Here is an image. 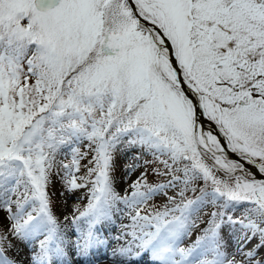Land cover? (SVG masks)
I'll list each match as a JSON object with an SVG mask.
<instances>
[{
	"label": "snow or ice",
	"instance_id": "6c2138e0",
	"mask_svg": "<svg viewBox=\"0 0 264 264\" xmlns=\"http://www.w3.org/2000/svg\"><path fill=\"white\" fill-rule=\"evenodd\" d=\"M117 220L113 264H264V0H0V264Z\"/></svg>",
	"mask_w": 264,
	"mask_h": 264
},
{
	"label": "bare ground",
	"instance_id": "6f19581e",
	"mask_svg": "<svg viewBox=\"0 0 264 264\" xmlns=\"http://www.w3.org/2000/svg\"><path fill=\"white\" fill-rule=\"evenodd\" d=\"M116 222L117 221H115V223ZM115 223L112 226H110V230L107 231V236L109 237L110 246L108 244H105V245L100 246L96 250H94L91 256V264H113V260L110 258V252H111V248L117 246V242L112 240V237H114L115 235H118V230H119V227H118L119 225L117 226ZM68 231H69V234L71 235V231H72L71 225L68 226ZM72 239H75V237L73 236ZM255 243L256 241L254 240L252 244L248 245V247L251 248ZM8 255L10 258L15 259L18 262V264H29L27 261V258H30V255H31L30 247L17 243L16 249L12 252H9ZM99 257H102V258H99ZM73 259L81 260L82 258L79 256H76V257H73ZM96 259H99V260H96Z\"/></svg>",
	"mask_w": 264,
	"mask_h": 264
},
{
	"label": "rangeland",
	"instance_id": "374dc122",
	"mask_svg": "<svg viewBox=\"0 0 264 264\" xmlns=\"http://www.w3.org/2000/svg\"><path fill=\"white\" fill-rule=\"evenodd\" d=\"M134 154H136V153L134 151H132V150H127V149L126 150H122L121 159H120L119 163L122 165L123 162L125 161V159L131 160V158H132V156ZM145 159H150V158L149 157H145ZM83 163H87V161L85 160V161H83ZM116 175H117V181H118V188H121L122 185L119 183V179L123 175V173H122V170L120 168H118ZM58 190H59V185H56V187L53 189V191L56 192V196L54 197V199H55L54 212L57 215V217H59L61 220H63V216L72 214V210H73V206L74 205L78 204L79 206L83 207V205L87 202L86 199L83 198V193L82 192L76 193L74 198H67V197L61 198L59 196V191ZM65 199L67 200L66 203H65ZM115 224L117 226L118 225L120 226V222H118V220H117V222ZM99 258H102V257H99ZM96 260H99V259H96ZM27 261L30 264V258H27Z\"/></svg>",
	"mask_w": 264,
	"mask_h": 264
},
{
	"label": "trees",
	"instance_id": "16d2710c",
	"mask_svg": "<svg viewBox=\"0 0 264 264\" xmlns=\"http://www.w3.org/2000/svg\"><path fill=\"white\" fill-rule=\"evenodd\" d=\"M135 155V154H134Z\"/></svg>",
	"mask_w": 264,
	"mask_h": 264
}]
</instances>
